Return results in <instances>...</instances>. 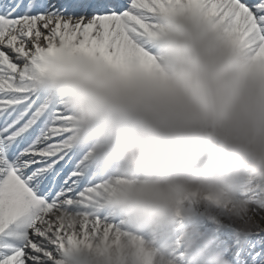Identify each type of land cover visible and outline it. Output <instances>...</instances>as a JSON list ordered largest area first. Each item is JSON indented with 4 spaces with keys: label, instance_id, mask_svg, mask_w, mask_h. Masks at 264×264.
Listing matches in <instances>:
<instances>
[{
    "label": "clouds",
    "instance_id": "clouds-1",
    "mask_svg": "<svg viewBox=\"0 0 264 264\" xmlns=\"http://www.w3.org/2000/svg\"><path fill=\"white\" fill-rule=\"evenodd\" d=\"M142 47L34 54L93 185L52 212V264H233L264 212V56L199 0L158 10Z\"/></svg>",
    "mask_w": 264,
    "mask_h": 264
},
{
    "label": "snow or ice",
    "instance_id": "snow-or-ice-1",
    "mask_svg": "<svg viewBox=\"0 0 264 264\" xmlns=\"http://www.w3.org/2000/svg\"><path fill=\"white\" fill-rule=\"evenodd\" d=\"M174 2H0V264H52L59 242L52 212L86 200L93 187L85 154L70 141L69 114L33 87L34 54L79 42L109 58L136 50L151 60L142 44L157 11ZM199 2L264 56V0ZM251 227L256 234L232 249L233 264H264V216L253 213Z\"/></svg>",
    "mask_w": 264,
    "mask_h": 264
},
{
    "label": "bare ground",
    "instance_id": "bare-ground-1",
    "mask_svg": "<svg viewBox=\"0 0 264 264\" xmlns=\"http://www.w3.org/2000/svg\"><path fill=\"white\" fill-rule=\"evenodd\" d=\"M259 216H264V212H256Z\"/></svg>",
    "mask_w": 264,
    "mask_h": 264
}]
</instances>
